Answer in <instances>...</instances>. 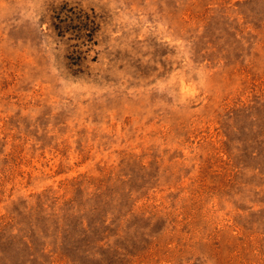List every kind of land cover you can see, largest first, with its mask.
Returning a JSON list of instances; mask_svg holds the SVG:
<instances>
[{
	"label": "rangeland",
	"instance_id": "rangeland-1",
	"mask_svg": "<svg viewBox=\"0 0 264 264\" xmlns=\"http://www.w3.org/2000/svg\"><path fill=\"white\" fill-rule=\"evenodd\" d=\"M0 264H264V0H0Z\"/></svg>",
	"mask_w": 264,
	"mask_h": 264
},
{
	"label": "trees",
	"instance_id": "trees-1",
	"mask_svg": "<svg viewBox=\"0 0 264 264\" xmlns=\"http://www.w3.org/2000/svg\"><path fill=\"white\" fill-rule=\"evenodd\" d=\"M52 17V25L57 35L70 32L75 37L81 38V42L84 44L92 42L93 34L97 29V23L93 14L86 12L76 5L69 7L64 5ZM81 53L82 50L75 48L66 54V66L74 73L82 70L84 56Z\"/></svg>",
	"mask_w": 264,
	"mask_h": 264
}]
</instances>
